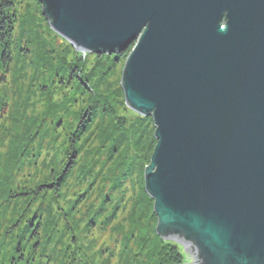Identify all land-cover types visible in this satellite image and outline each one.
Instances as JSON below:
<instances>
[{
  "label": "water",
  "instance_id": "water-1",
  "mask_svg": "<svg viewBox=\"0 0 264 264\" xmlns=\"http://www.w3.org/2000/svg\"><path fill=\"white\" fill-rule=\"evenodd\" d=\"M38 1L78 53L133 46L121 89L155 127L156 234L189 264H264V0Z\"/></svg>",
  "mask_w": 264,
  "mask_h": 264
},
{
  "label": "rangeland",
  "instance_id": "rangeland-1",
  "mask_svg": "<svg viewBox=\"0 0 264 264\" xmlns=\"http://www.w3.org/2000/svg\"><path fill=\"white\" fill-rule=\"evenodd\" d=\"M38 2V0L19 1L13 53L16 58L14 63H17L19 59L23 60L14 66L6 84L0 87V109L4 103L6 105L5 111L0 115L1 226L4 224L3 220L9 216L6 214L9 209L7 199H9L11 189L27 187L29 191L38 184L46 183L47 175L60 173L64 169L67 161L64 151L67 147L65 138L68 136L67 130L61 129V126L63 122L66 124L77 122L78 124L76 113L86 108L92 96L96 95L91 94L90 96V93L81 92L86 96L83 97L80 90H76L74 79L70 82H74L75 85H70L67 76L63 79L59 77L61 74L58 71L59 66L57 67L59 56H64L72 63L77 62L78 66L82 64L84 70L83 72L81 69L82 74L87 73V76H90L86 81L87 86L93 87L99 84L96 88L98 92H96L110 97L115 107L113 106L109 118L114 115L119 117L118 123L130 127L129 132L133 131V127L145 131L150 130L151 133L148 136L143 134L142 139L148 143L154 139L155 129L152 130L154 126L148 122H142L143 120L140 119L142 116H138L126 106L125 99L118 91L121 87L125 61H118L113 65V61L105 57L99 61L98 55L78 54L69 42L51 29L41 14V4ZM26 33H31V35L26 36ZM104 62L110 67L102 80L100 74L106 68L102 72L99 71ZM76 71L74 69L72 74ZM109 93L113 95L110 96ZM108 125L114 128L111 121ZM106 127V124L100 125L98 120L94 119V124L88 128L85 136L79 139L78 142L82 144L81 157L70 177L66 176L65 180L63 178L60 184L59 196H56L59 208L54 214L66 212L67 209L72 208L71 213H74L72 229L74 230L71 235H76L78 238L76 248L80 264H151L153 255L149 258L145 257L143 262L144 253L148 251L144 247L147 246L146 244L151 246L155 243L153 235L150 234L154 224L151 217L153 206L145 200L144 174L141 177L135 174L131 181L117 193L106 189L104 197L106 196L108 201L103 203L104 213L98 216L96 221L89 219L90 216L86 213V209L91 207L94 212L96 206L100 205L105 182L93 180L95 176L84 177L85 175L80 171H87V165L93 166L94 169L96 163L100 161L99 165H101L111 157L110 149L114 142L109 139L104 141L102 137V129ZM39 134L47 135L51 139H46L41 144L42 136ZM130 140L126 144L135 147L134 140ZM17 143H21V147L25 144L30 149L28 153L32 152L28 160L26 157L21 163L24 169L21 172L13 171L14 161L19 156ZM40 148H42L41 151ZM141 148L142 144L135 147L137 152H140ZM126 149L127 147L123 151L125 152ZM34 159H36L35 162H33ZM12 171L15 175L11 177ZM95 171L98 173L100 168L98 167ZM139 171L140 169L137 172ZM104 174L105 170L100 175L104 177ZM79 195L83 199H78ZM47 197L48 201H52L51 194ZM24 199L23 197L20 200L11 199L12 208L8 213L15 215L23 213ZM77 200L80 201L75 204ZM48 214L45 215L46 220L53 217L52 213ZM124 239H130L131 242ZM70 241L68 237L66 245ZM136 241H138L137 244ZM181 251L185 254L182 247ZM139 255L141 256V259L138 258L140 261L136 260Z\"/></svg>",
  "mask_w": 264,
  "mask_h": 264
},
{
  "label": "trees",
  "instance_id": "trees-1",
  "mask_svg": "<svg viewBox=\"0 0 264 264\" xmlns=\"http://www.w3.org/2000/svg\"><path fill=\"white\" fill-rule=\"evenodd\" d=\"M19 1L20 0H0V87L6 84L14 66H16L18 62L21 63L23 60L19 59L17 60V63H14L16 58L13 53L15 26L18 19L17 7ZM25 35L29 36L31 33H26ZM132 48L133 46L129 47L119 55L98 56V59L101 61L102 58L105 57L108 60H112L113 65H115L118 61H126L132 51ZM63 57L59 56V63L57 64V67L59 66L58 71L61 73L59 74V77L63 79L67 76L68 83L70 85H75L74 82H76V90H80V93H90V96L91 94L96 95L92 96V99L86 108L76 113L78 124L77 122L76 124L71 122L66 124V122H63L61 126V129L64 128L67 130L68 136L65 138L67 147L64 151L67 161L64 169H62L60 173L55 172L52 175H47L45 178L46 183L38 184L35 188L29 191H27V187H16L15 189H11L8 197L9 199H7L9 202V209H7L6 214H9V216L3 220L4 224L2 226L0 225V264H80L78 249L76 248L78 238L76 235H71L74 230L72 229L74 227L72 223V215L74 214L71 213L72 208L67 209L66 212H58L56 215L54 213L59 208L57 197L60 192V184L63 178L65 180V178L70 177L76 164L80 160V149L82 144L78 141L85 136L88 128L94 124V119H97L100 125H107L106 128L102 129L103 140L106 141V139H109L114 143L112 149H110V154L112 155L105 163L99 165V161L96 163L94 169L93 166L91 167L87 165V171H80L81 174L85 175L84 177L95 176L93 180L106 183H104L105 187L101 193L102 199L99 197L102 205L100 203V205L96 206V210L94 212H92L91 207L86 209V213L90 216L89 219L92 221H96V218L104 213L102 206H105L103 203L108 201L106 199L107 197H104L105 190L108 189L111 192L117 193L125 186V184H128L131 181L135 174L141 177L145 172L146 166L149 164L151 153L154 151V147L156 146L155 138L149 143L147 141H143L142 139L143 134L148 136V134L151 133L150 130L145 131L144 129L141 130L133 127V131L129 132L130 127H126L118 123L120 120L119 117L114 115L112 118H109L113 106L115 107L110 97L97 93L98 89L96 88H98L99 84H95L93 87L87 86L86 81L90 76H87V73L86 75L82 74V71L84 72L82 64L78 66L76 64L77 62L72 63L68 59L66 60L65 57L63 59ZM109 67L106 65V62L101 65V70L99 72L104 71L103 69L106 68L105 71L100 74L102 80L106 76V72L109 70ZM74 69L77 71L75 74H72L74 73ZM71 79H74V82H70ZM118 91H120L122 98H124V93H122L123 91L121 87H119ZM109 95L111 96L113 94L109 93ZM81 96L84 97L85 95L81 93ZM5 106L6 105L4 103L0 109V115L5 111ZM60 109L61 108L59 107V110ZM140 119L143 120L142 122H148V124L154 126L152 118L140 117ZM109 121L112 122L114 128L108 125ZM154 129L155 127H153L152 130L154 131ZM39 136L42 135L39 134ZM46 139H51V137L43 135L40 139V143L43 144ZM130 139L134 140L135 147L142 144L140 152H137L135 147L126 144L127 142L129 143ZM16 147H18L17 153L19 154V158L17 157L14 161L13 171L17 170L21 172L24 170L21 167V163L26 157L28 160L29 156L32 155V152L28 153L30 149L25 144L21 147V143H17ZM126 147L127 149L124 152L123 150ZM41 150L42 148H40V151ZM35 160L36 159H34L33 162H35ZM98 167L100 168V171L97 173L95 170ZM50 169L51 168H49V170ZM138 169H140L139 173L137 172ZM104 170L106 176L104 174L103 177L100 174ZM13 171L11 177L15 175V173L13 174ZM144 193L145 200L153 206L151 217L154 224L150 234L153 235L155 243L151 246L146 244L147 246L144 247V249L148 251L144 253L143 262L145 261V257L149 258L153 255V258H151V264H189L190 259L188 255L186 254L185 256L179 245L174 242L164 241L156 234L158 219L154 214V201L148 196L145 190ZM42 194L46 197H43ZM50 194L52 196L50 197L52 201H48L49 198L47 196ZM33 195L35 197H33ZM76 196L77 195H75V197ZM22 197L25 198L23 213L18 215L8 213V211L12 208V204H10V202H12L11 199L20 200ZM78 197V199H83L80 195ZM79 201L80 200H77L74 203L78 204ZM51 213L53 214V217L46 220L45 215H50ZM18 223L19 225H17ZM68 237L71 241L66 245ZM72 237H74V239ZM127 241L131 242L130 239ZM137 243L138 241H136V244ZM138 258L141 259V256L139 255L136 258V260L140 261Z\"/></svg>",
  "mask_w": 264,
  "mask_h": 264
}]
</instances>
